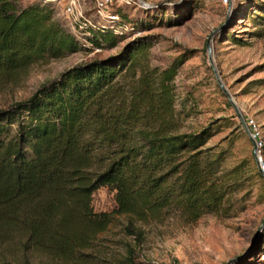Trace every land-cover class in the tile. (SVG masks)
<instances>
[{
  "label": "trees",
  "instance_id": "1",
  "mask_svg": "<svg viewBox=\"0 0 264 264\" xmlns=\"http://www.w3.org/2000/svg\"><path fill=\"white\" fill-rule=\"evenodd\" d=\"M263 1L250 9L260 36ZM125 34H114L107 24L76 34L54 18L51 4L0 0V78L65 58L80 51L82 42L114 48ZM148 47L131 44L117 55L74 66L27 100L0 110L1 244L19 237L37 250L70 258L116 217H125L129 230L160 222L168 212L193 223L225 211L229 198L244 188L245 161L218 173L223 152L207 147L211 126L178 132L170 84L183 61L160 73L141 67L136 76ZM100 188L114 193L110 212L93 210Z\"/></svg>",
  "mask_w": 264,
  "mask_h": 264
},
{
  "label": "rangeland",
  "instance_id": "2",
  "mask_svg": "<svg viewBox=\"0 0 264 264\" xmlns=\"http://www.w3.org/2000/svg\"><path fill=\"white\" fill-rule=\"evenodd\" d=\"M262 1L136 0L132 6L118 5L115 10L129 27L116 47L99 49L82 42L80 51L65 58L0 78L3 110L27 100L74 66L117 55L131 44H147V54L137 61L136 76L141 67L160 73L183 61L170 84L178 132L196 133L211 126L207 147L223 152L218 173L242 161L249 167L244 188L229 198L219 215L206 214L190 223L177 212H168L160 222L136 223L133 230L125 217H116L105 232L65 259L16 237L11 244L0 243V264H227L232 260L231 264H264V174L260 170L261 178L254 174L247 125L253 120L264 142V36L250 11L253 3ZM84 8L89 15V0ZM52 11L73 31L61 11L54 6ZM91 19L97 21L93 14ZM134 25L136 31L131 32ZM209 37L215 72L206 50ZM131 79L130 73L126 81ZM262 156L264 160V152ZM114 205V193L107 188L93 194L94 212H110Z\"/></svg>",
  "mask_w": 264,
  "mask_h": 264
},
{
  "label": "built area",
  "instance_id": "3",
  "mask_svg": "<svg viewBox=\"0 0 264 264\" xmlns=\"http://www.w3.org/2000/svg\"><path fill=\"white\" fill-rule=\"evenodd\" d=\"M43 4H51L63 14L69 21L74 33L80 34L89 30H98L104 24L109 25L110 30L114 34H124L129 24L122 22L115 8L118 5L132 6L136 0H89L92 4L91 13L86 14L84 8L85 0H39ZM93 14L97 21L91 19ZM249 128V136L254 143V158L257 161L258 169L264 174V142L262 140L259 129L253 120L247 122Z\"/></svg>",
  "mask_w": 264,
  "mask_h": 264
},
{
  "label": "water",
  "instance_id": "4",
  "mask_svg": "<svg viewBox=\"0 0 264 264\" xmlns=\"http://www.w3.org/2000/svg\"><path fill=\"white\" fill-rule=\"evenodd\" d=\"M210 37H211V36H210ZM210 37L208 38L207 43H206V50H207V53H208V59H209V62H210V64H211V66H212V69H213L214 72H215V69H214V66H213V63H212V58H211ZM215 76H216V80H217L218 85L220 86V88H223L222 85L220 84V81H219V79H218L216 73H215ZM223 90H224V89H223ZM239 118H240V117H239ZM243 125H244V123H243ZM252 145H253V150H255V146H254V143H253V142H252ZM255 162H256V165H257V161H256V159H255ZM257 166H258V165H257ZM233 261H234V260L228 262L227 264H231Z\"/></svg>",
  "mask_w": 264,
  "mask_h": 264
}]
</instances>
